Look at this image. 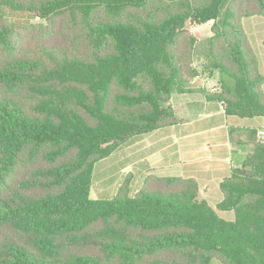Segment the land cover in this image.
Returning <instances> with one entry per match:
<instances>
[{"label":"trees","instance_id":"16d2710c","mask_svg":"<svg viewBox=\"0 0 264 264\" xmlns=\"http://www.w3.org/2000/svg\"><path fill=\"white\" fill-rule=\"evenodd\" d=\"M253 16L264 0H0V264H264L255 131L215 209L181 177L90 198L97 164L178 124L195 79L217 71L227 115L264 117Z\"/></svg>","mask_w":264,"mask_h":264},{"label":"crops","instance_id":"0c3cea01","mask_svg":"<svg viewBox=\"0 0 264 264\" xmlns=\"http://www.w3.org/2000/svg\"><path fill=\"white\" fill-rule=\"evenodd\" d=\"M259 69L264 76V57H259ZM220 75L215 71L206 80L195 79L189 93L172 96L186 98L190 116L178 124L157 130L131 149L147 143L139 162L145 167L143 177H181L193 179L198 185L199 200L216 208L223 199L220 184L227 180L233 168L241 167L251 153L253 132L264 129V117L241 118L227 115L225 105L217 99L221 92ZM264 92V83L262 85ZM137 161L125 158L124 168H132ZM142 177V178H143ZM226 221L234 220L232 211L218 212Z\"/></svg>","mask_w":264,"mask_h":264},{"label":"rangeland","instance_id":"374dc122","mask_svg":"<svg viewBox=\"0 0 264 264\" xmlns=\"http://www.w3.org/2000/svg\"><path fill=\"white\" fill-rule=\"evenodd\" d=\"M243 28L247 37L249 47L254 57H264V18L253 16L243 19ZM213 22L205 24H187V28L195 35L200 42L213 35ZM259 63V61H258ZM260 70V69H259ZM261 72V71H260ZM188 98V97H186ZM184 97H175L172 105L177 116L181 120L187 119L190 114L189 102ZM147 143L137 145L131 149L120 150L112 153L108 158L101 160L94 173V183L90 191V198L113 197L120 191H125L129 196L136 194L137 188L141 185L140 179L143 177L145 167L141 166L139 157L145 153ZM134 158L137 162L132 168H124L125 158ZM211 264H218L212 261Z\"/></svg>","mask_w":264,"mask_h":264},{"label":"built area","instance_id":"2783aa9c","mask_svg":"<svg viewBox=\"0 0 264 264\" xmlns=\"http://www.w3.org/2000/svg\"><path fill=\"white\" fill-rule=\"evenodd\" d=\"M256 137L257 141L261 144L264 145V129H259L256 132Z\"/></svg>","mask_w":264,"mask_h":264}]
</instances>
